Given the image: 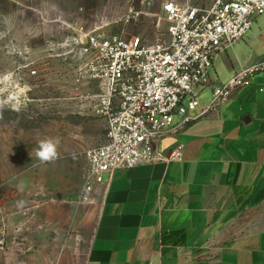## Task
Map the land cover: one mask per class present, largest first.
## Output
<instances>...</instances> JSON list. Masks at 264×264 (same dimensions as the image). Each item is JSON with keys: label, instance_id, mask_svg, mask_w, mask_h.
Returning <instances> with one entry per match:
<instances>
[{"label": "rangeland", "instance_id": "obj_1", "mask_svg": "<svg viewBox=\"0 0 264 264\" xmlns=\"http://www.w3.org/2000/svg\"><path fill=\"white\" fill-rule=\"evenodd\" d=\"M149 1L0 0V264H86L102 200L84 192L87 152L107 125L84 43L99 29L163 39L167 0ZM46 137L60 138L50 163L32 153Z\"/></svg>", "mask_w": 264, "mask_h": 264}, {"label": "crops", "instance_id": "obj_2", "mask_svg": "<svg viewBox=\"0 0 264 264\" xmlns=\"http://www.w3.org/2000/svg\"><path fill=\"white\" fill-rule=\"evenodd\" d=\"M262 63L264 16L217 57L213 78L226 83ZM177 145L180 162L105 176L86 264H264V220L246 221L264 213V72L159 151L170 156Z\"/></svg>", "mask_w": 264, "mask_h": 264}, {"label": "built area", "instance_id": "obj_3", "mask_svg": "<svg viewBox=\"0 0 264 264\" xmlns=\"http://www.w3.org/2000/svg\"><path fill=\"white\" fill-rule=\"evenodd\" d=\"M140 3L150 5L149 0ZM159 16L167 30L155 43L103 29L88 34L84 43L101 84V114L107 125L105 142L87 152V195L119 170L182 161L184 145L166 156L159 151L161 141L218 113L236 91L250 87L252 78L264 72L262 63L240 70L226 83L213 78L217 57L244 41L255 20L264 16V0H212L206 7L167 0ZM206 91L211 95L203 106Z\"/></svg>", "mask_w": 264, "mask_h": 264}, {"label": "clouds", "instance_id": "obj_4", "mask_svg": "<svg viewBox=\"0 0 264 264\" xmlns=\"http://www.w3.org/2000/svg\"><path fill=\"white\" fill-rule=\"evenodd\" d=\"M4 106V102L0 101V109ZM59 146L60 138L59 137H46L38 141L37 146L32 150V153H35V156L42 163L54 162L59 158Z\"/></svg>", "mask_w": 264, "mask_h": 264}]
</instances>
